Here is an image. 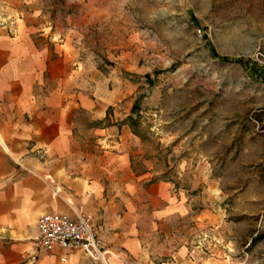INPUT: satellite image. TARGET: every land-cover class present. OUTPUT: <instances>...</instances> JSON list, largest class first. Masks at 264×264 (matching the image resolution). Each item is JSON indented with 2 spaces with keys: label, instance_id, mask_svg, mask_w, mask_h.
<instances>
[{
  "label": "rangeland",
  "instance_id": "rangeland-1",
  "mask_svg": "<svg viewBox=\"0 0 264 264\" xmlns=\"http://www.w3.org/2000/svg\"><path fill=\"white\" fill-rule=\"evenodd\" d=\"M20 26L71 50L142 190L165 185L159 264H264V0H0Z\"/></svg>",
  "mask_w": 264,
  "mask_h": 264
},
{
  "label": "crops",
  "instance_id": "crops-1",
  "mask_svg": "<svg viewBox=\"0 0 264 264\" xmlns=\"http://www.w3.org/2000/svg\"><path fill=\"white\" fill-rule=\"evenodd\" d=\"M75 63L65 44L31 27L0 30V264H101L81 252L63 261L61 249L30 258L42 214L79 210L110 251L102 264H159L152 246L172 214L159 210L165 185L142 190L148 173L132 171L127 135L103 124L108 104L79 84ZM89 142L113 150L97 157Z\"/></svg>",
  "mask_w": 264,
  "mask_h": 264
},
{
  "label": "built area",
  "instance_id": "built-area-1",
  "mask_svg": "<svg viewBox=\"0 0 264 264\" xmlns=\"http://www.w3.org/2000/svg\"><path fill=\"white\" fill-rule=\"evenodd\" d=\"M69 213L49 212L42 214L37 221L38 234L34 239L32 260L38 259L43 251L61 249L68 254L81 252L93 262H106L110 251L105 247L104 239L93 218L83 210Z\"/></svg>",
  "mask_w": 264,
  "mask_h": 264
}]
</instances>
